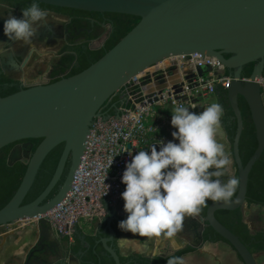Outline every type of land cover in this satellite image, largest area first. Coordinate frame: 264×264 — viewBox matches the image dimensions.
I'll return each instance as SVG.
<instances>
[{
	"label": "water",
	"instance_id": "95a60500",
	"mask_svg": "<svg viewBox=\"0 0 264 264\" xmlns=\"http://www.w3.org/2000/svg\"><path fill=\"white\" fill-rule=\"evenodd\" d=\"M36 1L84 11L129 14L138 16L140 20L110 50L81 72L0 96V148L24 139H41L27 160V168L17 190L0 209V226L36 219L39 250L43 255L56 250L59 244L50 241L55 231L47 214L53 208L61 207L69 187H74V173L77 167H81L83 150H88L89 130L94 118L102 114L106 120L117 115L116 108L114 114H106L99 112L100 107L131 77L146 68L171 56L198 53L216 57L226 69L233 70L227 79L230 81L227 97L236 119L232 155L239 185L230 202L211 201L204 218L198 215L185 219L181 232L188 240V247L194 251L181 257L185 264H257L254 254L215 218L214 212L242 208L246 203L249 172L264 150V0ZM224 54L230 56L225 57ZM250 62L257 63L249 78L242 79L241 70ZM238 96L248 104L258 143L245 165L241 162L238 147L243 128ZM60 143L64 146L51 179L32 202L23 205L41 163ZM67 162L62 184L51 198L44 201L59 181ZM222 179L226 181V177ZM124 203L123 199L113 205L103 200L106 226L85 225L87 232L102 236L99 241L115 264L121 262L112 244L120 234L110 218L114 216L113 220L118 223L125 218ZM205 225L226 239L243 263L225 242L203 240ZM74 233H78L77 227ZM80 238L85 242L83 236ZM86 245L89 246L88 243ZM32 255L33 251L29 258ZM29 258L25 264H54L40 256L32 261ZM59 259L64 264L66 254Z\"/></svg>",
	"mask_w": 264,
	"mask_h": 264
},
{
	"label": "clouds",
	"instance_id": "9594fccd",
	"mask_svg": "<svg viewBox=\"0 0 264 264\" xmlns=\"http://www.w3.org/2000/svg\"><path fill=\"white\" fill-rule=\"evenodd\" d=\"M45 21L46 10L34 0L21 9L20 17L9 14L4 19L3 33L9 41L28 46L31 54L35 50L33 39L38 29L46 26ZM4 53L0 44V55ZM171 112V125L176 129L172 137L179 142L160 141L159 151L152 145L150 152L137 151L126 163L121 198L127 218L118 227L134 237L176 246L186 217L198 216L209 200L230 202L239 180L231 174V157L218 140L222 105L212 103L199 113L176 105ZM225 176L226 181L222 179ZM167 264H185V260L173 256Z\"/></svg>",
	"mask_w": 264,
	"mask_h": 264
},
{
	"label": "built area",
	"instance_id": "2783aa9c",
	"mask_svg": "<svg viewBox=\"0 0 264 264\" xmlns=\"http://www.w3.org/2000/svg\"><path fill=\"white\" fill-rule=\"evenodd\" d=\"M225 69L216 57L181 54L123 84L115 93L121 97L117 115L104 120L98 114L90 126L88 150H83L81 167L75 170L74 187H69L61 207L47 214L52 229L72 241L80 220L95 216L103 200L111 205L121 200L126 163L137 151L150 152L152 145L159 151L160 141L165 143L158 130L164 128L159 119L167 106L194 104L214 95L219 85L227 88Z\"/></svg>",
	"mask_w": 264,
	"mask_h": 264
},
{
	"label": "trees",
	"instance_id": "16d2710c",
	"mask_svg": "<svg viewBox=\"0 0 264 264\" xmlns=\"http://www.w3.org/2000/svg\"><path fill=\"white\" fill-rule=\"evenodd\" d=\"M105 14L107 15L106 23L109 25V31L107 33L104 45L101 48L97 49H89L88 47H85V63L78 70L72 72L71 74H68L66 77L81 72L93 62L97 61L108 50H110L128 31H130L140 20L138 16L129 14L109 12H105ZM224 56L229 57L230 54H224ZM256 63L257 62H250L243 66L241 70L242 79L249 78ZM225 73L227 75H232L233 70L225 69ZM5 81L10 82L8 79ZM16 91L18 90L13 89L5 92L0 91V96L3 97ZM216 92L219 98V104H221L224 109V115L222 117V127L229 142L230 150L232 153V142L236 132V119L234 117L233 110L230 106L227 97V88L219 85L216 89ZM120 101L121 97L118 93L112 95L107 101L103 103V105L99 109V112L106 114H114L115 108L120 104ZM238 106L241 112L243 122V128L240 135L238 147L241 162L243 165H245L254 153L255 149L257 148L258 143L256 138L255 127L252 122L248 104L242 96H238ZM40 141V138L24 139L16 141L14 143H10L0 148V209L10 200V198L17 190L27 168V160L19 158L15 159L12 162H9V156L12 149L15 145L19 143L28 142L31 145V155ZM63 146L64 143L56 145L46 155L38 169V172L34 178L30 189L28 190L27 194L23 199V205L32 202L46 187L55 170ZM233 165L235 169L234 176L238 179L235 162ZM67 166L68 162L59 181L50 191L44 201L51 198L57 192L59 186L64 180ZM236 193L237 190L232 199L235 197ZM245 202L247 205L257 204L260 206H264V150L262 151L259 159L253 164L249 172ZM210 203L211 200L207 202V206L203 208L199 216L203 218L206 216V211ZM214 215L215 218L222 225L227 227L231 232H233L236 236L239 237V239L247 246L251 253L254 254L256 252L264 251V231H251L246 225V223L243 221L242 212L240 208L234 210L219 209L214 212ZM77 231L78 233L74 234L73 243L69 245V251L72 255H75L79 258L80 264H115L112 257L104 250L102 244L99 241L102 236L86 234L78 228ZM80 236L84 237V241L88 243L89 246L84 245V242L81 240ZM202 236L203 240L205 241L225 242L232 248L239 260H241L242 262L241 257L230 245V243L218 233H216L213 228L209 225H205ZM65 240H67V238H65ZM112 245L118 253L116 239H114ZM192 251H194V249L187 246L175 251L170 255H155L152 257H147L141 254L133 253L128 256H122L120 254H118V256L121 264H167V261L170 257H181L182 255Z\"/></svg>",
	"mask_w": 264,
	"mask_h": 264
},
{
	"label": "flooded vegetation",
	"instance_id": "af4514ba",
	"mask_svg": "<svg viewBox=\"0 0 264 264\" xmlns=\"http://www.w3.org/2000/svg\"><path fill=\"white\" fill-rule=\"evenodd\" d=\"M33 2L34 0H0V44L5 49V53L0 55L1 92L49 84L66 77L85 63V47L97 49L105 43L109 31L105 12L84 11L36 1L46 10L47 21L46 26L39 28L38 36L33 39L35 50L28 54V46H24L21 41L8 40L3 33V23L9 14L20 17L21 9ZM7 79L10 82L5 81ZM61 238L68 246L74 240ZM37 241L27 250L22 264H25L31 251L33 255L29 258L30 261L40 256L54 264L63 263L59 259L62 255L55 260L50 259V253L43 255ZM84 245L87 246L86 242Z\"/></svg>",
	"mask_w": 264,
	"mask_h": 264
},
{
	"label": "crops",
	"instance_id": "0c3cea01",
	"mask_svg": "<svg viewBox=\"0 0 264 264\" xmlns=\"http://www.w3.org/2000/svg\"><path fill=\"white\" fill-rule=\"evenodd\" d=\"M262 90H263V101H264V78L262 80ZM212 96L216 97L215 103H217V99H218L217 92H215V94ZM209 98H207V99H209ZM205 100L206 99L199 100V101L194 100L193 101L194 104L187 103L185 106L189 107L190 111H195V112L199 113V112H202L207 106L212 104L211 101L206 102V103H202ZM160 117H161V119H159V120L163 124L164 128H160L158 130V133H160V135L163 137L165 143H167L168 141H173L175 143H178L179 141L174 140V138L172 137V132L176 131V129L173 128L171 125L172 114L170 113V111H168L166 108ZM220 132H221V135L218 136V140H219V142H221L225 145V151L231 157L232 164L230 166V172L232 175H234L235 169H234V165H233L234 164L233 155L231 153L230 145H229V142L226 138V135H224L223 127H221ZM225 177L227 180L228 177L227 176H225ZM262 208H264V206H260L257 204H251V205L246 204L245 208L243 206L241 208L243 221L246 223V225L248 226V228L251 231H256V230H263L264 231V226H258L256 228L257 221H256V218L254 217V215L258 214ZM124 216H125V218H122V220L127 218V213ZM113 217L110 218V219H112L111 224L115 222L116 227L118 229V232L120 234V235H116L115 239H116L118 254H120L122 256H128V255L133 254V253L141 254V255H144L147 257H152L155 255H170V254L174 253L175 251L188 246V240L182 232H180L176 238L177 239V245L176 246H172L167 241H165L163 243H156V242L149 241L146 238L134 237L130 232L121 231L120 228L118 227L119 223L116 220H113ZM86 224H94L96 226H106V224H107V213H106V210L103 209V205H101V210L95 216H93L90 219H81L78 226H77V228L82 230L83 233L93 235V232H87L86 227H85ZM34 235H35V241L38 240V229H37L36 224H35ZM15 236H17V235H15ZM9 238H10V236H8V237L3 236L1 238L0 250L3 247V244L5 242H7V240H9ZM62 240H63V238H61V236H59L56 232L54 233L53 236L50 237V241L52 243L58 242V244H59V246L56 248V250L52 251L49 254V255H51L50 259L55 260V259H57V257H59L65 253L66 254L65 264H80L79 258L70 253L69 246L66 245V243L63 242ZM184 255L187 256V253ZM254 257H255L257 264H264V251L254 253ZM0 264H3V263L0 262Z\"/></svg>",
	"mask_w": 264,
	"mask_h": 264
},
{
	"label": "rangeland",
	"instance_id": "374dc122",
	"mask_svg": "<svg viewBox=\"0 0 264 264\" xmlns=\"http://www.w3.org/2000/svg\"><path fill=\"white\" fill-rule=\"evenodd\" d=\"M209 99H206L202 103L210 101L211 103H215L216 101L215 96H211ZM173 107L174 106L171 105L167 106V110L170 111L171 114ZM30 146L28 142L15 145L10 153L9 162L19 158L28 160L30 156ZM243 207H246V203ZM254 217L257 221L256 228L258 226H264V208H262L258 214L254 215ZM34 232L35 222L33 220L19 221L13 225L0 226V240L3 236H10L9 240L3 244L0 250V262L3 264H22L27 250L35 241Z\"/></svg>",
	"mask_w": 264,
	"mask_h": 264
},
{
	"label": "bare ground",
	"instance_id": "6f19581e",
	"mask_svg": "<svg viewBox=\"0 0 264 264\" xmlns=\"http://www.w3.org/2000/svg\"><path fill=\"white\" fill-rule=\"evenodd\" d=\"M165 60V59H164Z\"/></svg>",
	"mask_w": 264,
	"mask_h": 264
}]
</instances>
